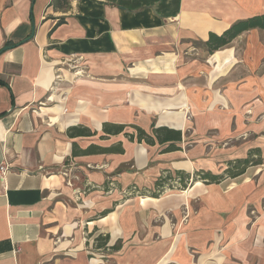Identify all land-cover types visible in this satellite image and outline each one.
I'll return each mask as SVG.
<instances>
[{"label": "crops", "instance_id": "1", "mask_svg": "<svg viewBox=\"0 0 264 264\" xmlns=\"http://www.w3.org/2000/svg\"><path fill=\"white\" fill-rule=\"evenodd\" d=\"M51 2L0 0V165L9 169L0 178V264H264V41L247 36L264 29L213 53L204 44L263 14L264 0H69L65 11ZM71 57L84 58L93 78L77 84L78 97L76 73L61 67ZM88 113L94 126L79 124ZM106 122L126 127L105 135ZM78 125L94 134L68 137ZM132 125L179 130L180 149L129 141ZM188 137L195 146L183 150ZM73 145L123 152L73 156ZM256 148L262 164L160 197L79 205L60 175L70 158L108 160L88 175L94 183L113 172L123 184L131 176L118 169L128 161L134 175L152 170L154 182L164 170L221 174ZM146 197L155 200L142 204ZM99 234L109 235L104 249Z\"/></svg>", "mask_w": 264, "mask_h": 264}, {"label": "rangeland", "instance_id": "2", "mask_svg": "<svg viewBox=\"0 0 264 264\" xmlns=\"http://www.w3.org/2000/svg\"><path fill=\"white\" fill-rule=\"evenodd\" d=\"M247 36L252 37V40L257 41L258 38L262 39L260 41H264V30L261 31H252L247 34ZM245 40V39H244ZM242 44V41H238L236 45ZM197 46V45H196ZM229 46V45H228ZM201 49H203L200 44L197 46ZM264 49V48H263ZM203 55L205 56V53L203 51ZM262 64L258 67L259 70H264V58L262 60ZM62 68H65L69 72L76 73L75 78L72 82H69L70 86H76L77 84H81L82 82L88 79L93 80L92 76L88 74L87 71V64L82 57H71L64 61H62ZM260 71V72H261ZM259 72V73H260ZM91 77V78H90ZM84 78V79H83ZM119 79L124 78L127 79L128 76L124 73L122 76L118 77ZM57 81V79H56ZM77 85L74 89L73 95L75 97H78L82 93L78 91L80 87ZM82 97V96H81ZM91 98L93 99V103L96 99H98V95L93 93ZM94 108L92 107V112L94 111ZM92 114L88 113L85 117L84 114L80 115V122L79 124H88L90 126H94V120L93 117L90 120V116ZM93 140L95 142H99V140L94 138H88L87 141ZM227 145V141H223L221 144ZM183 150H190L195 146V138L188 137L185 139V141L181 142ZM128 150H135L137 144H127ZM146 147V146H145ZM138 153H144L145 149L143 146H138L136 149ZM151 150H157V149H151ZM264 154V153H263ZM106 159L103 160V158H96L94 160H73L70 158V160L65 162V168L67 170L61 171L60 175L63 177V183L69 187L72 191V196H74V200L79 205H88L89 200L91 198H95V200L100 201L101 200H110L112 198H117L119 201H126L127 199H131L132 197L137 196H144V195H152L154 192L157 193V197L171 194V193H180L183 189H180L177 187L176 179H170L169 184H172L171 186L165 185L163 188L158 190L154 186V177L155 173L152 170L147 171H140L139 175L133 174L134 168L131 167L132 161H128V163H125L123 166H121L118 169L119 173H127L130 174L128 179L124 180L123 184L119 183L115 178L116 174L111 172L109 175L104 174L105 176L101 178L98 172L99 170H104L106 165L104 162ZM108 161V160H106ZM176 167L179 168H185L188 167V162H178L174 164ZM97 174L99 180L103 179V181H98L99 183H94L93 181H89L88 175L91 173ZM138 176V177H137ZM119 177V174H118ZM137 178V179H136ZM137 180V181H136ZM101 182V183H100ZM155 199L146 197L142 198L141 202L142 204H146L148 201H153ZM180 212H183L184 208L180 207L178 208Z\"/></svg>", "mask_w": 264, "mask_h": 264}, {"label": "trees", "instance_id": "3", "mask_svg": "<svg viewBox=\"0 0 264 264\" xmlns=\"http://www.w3.org/2000/svg\"><path fill=\"white\" fill-rule=\"evenodd\" d=\"M51 5L55 10H67L69 7V0H52ZM63 22V18H59L57 25ZM261 28L264 29V13L256 16H252L246 19H241L235 21L229 28L224 30L221 34L209 33L208 40L204 43L208 53H213L214 51L221 49L229 45L232 40L240 35L245 30L251 28ZM1 84V82H0ZM126 125L124 124H112V123H103L102 132L105 135H115L124 131ZM134 131L129 133L125 132L124 135L128 138L129 141H135L137 143L144 142L148 145H154L156 142L158 144L169 143L162 151H175L180 149L175 142L181 140V132L179 130L170 129L168 127H156L152 128L151 132H147L144 129L132 125ZM68 137H89L92 136V133L89 128L78 125L70 126L66 131ZM107 151H118L119 153L123 152V149L120 146L102 148L96 145H92L85 150H75L73 145L72 155H83L89 153H104ZM263 163V155L260 149H251L248 152V156L244 159H235L227 163V168L221 174H215L211 171L199 170L195 172L192 176L190 173H187L182 170H164L160 176L154 182V186L160 190L165 185L171 186L169 184L170 179H176L177 187L180 189H186L191 181L201 180L206 184L209 183H218L226 177H236L242 174L249 165H259ZM153 197H157V193L152 194ZM108 210L103 212L102 215H106ZM109 235L108 234H99L96 238V248H106L108 243ZM120 241H117L112 248L118 249L120 247Z\"/></svg>", "mask_w": 264, "mask_h": 264}, {"label": "built area", "instance_id": "4", "mask_svg": "<svg viewBox=\"0 0 264 264\" xmlns=\"http://www.w3.org/2000/svg\"><path fill=\"white\" fill-rule=\"evenodd\" d=\"M8 170L9 169L7 165H3V164L0 165V178L1 179L3 180L5 179Z\"/></svg>", "mask_w": 264, "mask_h": 264}, {"label": "water", "instance_id": "5", "mask_svg": "<svg viewBox=\"0 0 264 264\" xmlns=\"http://www.w3.org/2000/svg\"><path fill=\"white\" fill-rule=\"evenodd\" d=\"M34 30H35V25H34V22L32 23V32H31V34H30V38H32V36H33V33H34ZM6 48V47H5Z\"/></svg>", "mask_w": 264, "mask_h": 264}]
</instances>
